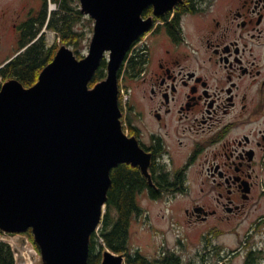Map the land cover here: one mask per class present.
<instances>
[{
  "label": "flooded vegetation",
  "instance_id": "1",
  "mask_svg": "<svg viewBox=\"0 0 264 264\" xmlns=\"http://www.w3.org/2000/svg\"><path fill=\"white\" fill-rule=\"evenodd\" d=\"M150 17L127 55L132 73L122 74L141 99L129 100L122 128L149 157L150 178L128 164L147 181L139 198L190 197L188 223L206 226L208 245L255 215L237 247L216 248L219 264H264V0H180L159 17L148 7ZM24 18L11 25L10 51Z\"/></svg>",
  "mask_w": 264,
  "mask_h": 264
},
{
  "label": "water",
  "instance_id": "2",
  "mask_svg": "<svg viewBox=\"0 0 264 264\" xmlns=\"http://www.w3.org/2000/svg\"><path fill=\"white\" fill-rule=\"evenodd\" d=\"M95 21L88 53L62 46L35 85H0V231H31L43 264H88L106 212L111 172L149 157L122 128L120 73L135 41L180 0H79ZM21 50L17 55L22 53ZM16 55V56H17ZM107 60V78L89 83ZM101 264H125L106 251Z\"/></svg>",
  "mask_w": 264,
  "mask_h": 264
},
{
  "label": "trees",
  "instance_id": "3",
  "mask_svg": "<svg viewBox=\"0 0 264 264\" xmlns=\"http://www.w3.org/2000/svg\"><path fill=\"white\" fill-rule=\"evenodd\" d=\"M42 1V10L31 14L19 26V47L16 53L26 49L0 70V78L4 82L18 80L26 88L37 83L43 69L55 58L58 48V44L49 47L44 34L40 36L46 25L57 34L61 45L70 47L78 59L84 57V45L90 40L93 20L81 11L79 0ZM50 2L57 5V9L51 13ZM132 68V62L126 61L121 72L123 74L126 70L129 75ZM106 78L107 60L103 59L89 87H95ZM111 178L112 186L108 192L106 212L99 231L90 240L88 264H101L106 250L124 255L126 264H178L179 259L175 256L150 259L139 249L134 251L131 246L132 222L143 212L139 195L147 187V181L140 170L128 164H120L112 170ZM0 234L3 233L0 231ZM26 234L39 251L32 232L28 231ZM0 264H16L11 245L4 241H0Z\"/></svg>",
  "mask_w": 264,
  "mask_h": 264
},
{
  "label": "rangeland",
  "instance_id": "4",
  "mask_svg": "<svg viewBox=\"0 0 264 264\" xmlns=\"http://www.w3.org/2000/svg\"><path fill=\"white\" fill-rule=\"evenodd\" d=\"M24 6H27L25 10L23 9ZM42 6V0H0V18H2L4 10L7 13L6 20L0 23V36L3 39L0 50L3 48H8L9 50L11 47L16 46L17 37L11 28L12 23L16 22L15 19L17 18L21 21L27 11L38 13ZM51 9H56L53 3L49 5V11ZM19 14L23 15V17H20ZM28 16L29 14L26 15L24 20ZM94 24L95 21L93 20L90 40L84 45L86 49L83 52L84 55H87L94 35ZM44 36L49 47L58 44L56 54L64 46L60 44L59 37L53 33V30H44ZM17 49L18 47L13 51L9 50L8 56L4 54L0 58V65H4L5 61L14 56ZM124 78V75H122L120 79V108L122 113L128 108L130 99L133 104H137V101L141 100L137 85L129 83ZM127 112L130 116L134 114ZM139 203L143 212L138 218L133 220L131 225V246L133 250L139 249L143 255L150 259H158L166 255L175 256L179 259L178 264H219L221 253L219 256V251L216 247L223 246L228 250L237 247L239 236L236 234L240 233V239H243L242 234H244V231L248 229L255 218V215L249 217L242 226L239 227L238 225L236 233L230 231L228 234L213 240L211 245H208L203 238L206 226L199 224L192 227L188 223L185 209L190 208L193 204V200L190 197L181 196L172 202L165 200L154 202L143 196L139 198ZM262 212H264V207ZM0 241L11 245L16 264H25V261L26 264H43L41 254L37 251L29 235L0 234ZM232 264L239 263L235 261Z\"/></svg>",
  "mask_w": 264,
  "mask_h": 264
},
{
  "label": "built area",
  "instance_id": "5",
  "mask_svg": "<svg viewBox=\"0 0 264 264\" xmlns=\"http://www.w3.org/2000/svg\"><path fill=\"white\" fill-rule=\"evenodd\" d=\"M25 264H26V261H25ZM29 264H31V263H29Z\"/></svg>",
  "mask_w": 264,
  "mask_h": 264
}]
</instances>
